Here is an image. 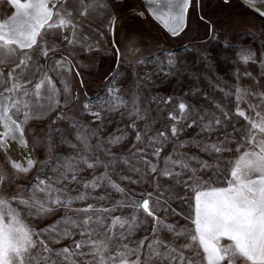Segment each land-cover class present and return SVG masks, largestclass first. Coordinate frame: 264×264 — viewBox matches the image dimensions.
<instances>
[{
  "label": "snow or ice",
  "instance_id": "6c2138e0",
  "mask_svg": "<svg viewBox=\"0 0 264 264\" xmlns=\"http://www.w3.org/2000/svg\"><path fill=\"white\" fill-rule=\"evenodd\" d=\"M7 4L13 11L0 19V154L10 163V169L0 164V264H264V112H253L258 107L254 103L241 106L249 92L264 103V84L259 79L264 76V28L259 33V59L251 47L237 54L245 64L257 63L260 72L253 77L251 71L241 73L237 68L235 85L221 89L229 97L234 88V112L218 100H213L215 110L190 103L185 99L188 92L201 91L195 87L182 95L150 94L142 106V89L151 87L154 73L145 70L141 75L136 65L150 60L155 61L156 70H162L165 78L187 73L197 78L203 75L212 83V53L205 44H215L221 51L233 45L227 26H218L203 15L200 20L207 32L203 40L186 42L179 53L166 50L163 60L149 53L135 61L130 100L121 95L115 83L121 75L122 53L113 39L117 67L104 77L107 98L93 100L85 93L81 103L79 92L73 95L69 83L74 68L75 74L81 76L77 65L82 62L74 63L73 58L77 49L91 53L93 48L101 47L85 33L86 19L99 20L109 33H114L117 17L107 0H7ZM148 4L147 11L154 19L171 37L179 38L188 28L190 8L193 4L199 6L200 0H148ZM245 4L264 16V0H245ZM139 14L143 16L144 12ZM250 31L256 35L254 29ZM49 36H59V40ZM128 51H138L134 41ZM193 53L195 56L185 64L179 62L180 55L188 58ZM201 64L203 73L197 67ZM50 73L59 77L63 98ZM241 75L252 77L256 88L242 85ZM80 83L84 84L82 76ZM215 87L221 88V83ZM204 95L212 99L208 92ZM122 106L129 110L121 116L127 115L130 123L124 131L102 135L111 123L105 116ZM53 110L55 115L46 134L26 128L30 120H39ZM152 112L155 116L150 117ZM83 114H89L97 122L95 126L82 120ZM238 117L246 123L239 125ZM158 120L165 122L154 131ZM60 121H68V128L53 127ZM192 128L197 130L192 136L180 138ZM29 132L33 133L31 140ZM132 132L135 134L128 149L113 151ZM213 132L218 133L216 138H210ZM56 133H60L59 142L54 139ZM170 142L171 150L163 155L161 163V154ZM233 142L239 155L224 157L223 153L232 151L229 145ZM61 144L71 145L75 151L67 155L57 152ZM244 144L249 147L240 151ZM192 145L201 152L215 153L214 162L198 153L179 150ZM37 146L45 148L44 160L36 157ZM13 148L20 155L13 156ZM222 159L229 168L219 162ZM119 164L136 174L135 179L120 175V180L150 182L153 191L142 193L141 199L132 194L134 189L112 179ZM100 166L103 171L96 172ZM34 168L36 175L30 186L16 185L17 191L11 195L2 190L6 180L13 182ZM84 169L93 170L91 178L80 176ZM204 170H211V175L205 176ZM42 172L50 175L42 176ZM161 180L168 183L161 185ZM61 182L67 183L58 186ZM75 183H80L82 189L73 192L67 187ZM102 185L120 193V198L107 206L97 204L110 197L95 196L88 189ZM181 189L183 195L175 199L189 204L187 211L172 207L174 192ZM88 200L92 202H84ZM124 207L132 211L109 219L111 212ZM22 211L38 219L62 214L36 228L22 218ZM170 214L184 217L190 225L170 221ZM141 227L145 235L135 241L127 239ZM164 230L171 239L162 237ZM181 238L186 242L177 244ZM65 240L69 242L62 243ZM54 244L60 246L53 247ZM187 249L194 251L188 255Z\"/></svg>",
  "mask_w": 264,
  "mask_h": 264
},
{
  "label": "rangeland",
  "instance_id": "374dc122",
  "mask_svg": "<svg viewBox=\"0 0 264 264\" xmlns=\"http://www.w3.org/2000/svg\"><path fill=\"white\" fill-rule=\"evenodd\" d=\"M115 4V10L116 14L118 15V27L123 28L125 32V38L122 39L121 44L119 45V48L121 50V57L119 60V69L121 75L116 80V85H119L121 89V95L125 96V99L131 98V84L133 80L132 76V66L135 63V61L139 60L141 56L149 54V53H156L160 56V59H165L164 52L166 50H172L174 52H181V50L184 48V45L186 42H194V41H201L203 40L204 36L207 34L206 32V26L203 21L200 20V16L203 15L208 20H211L215 22L218 26L219 25H226L227 26V32L230 34V39L232 41L233 46L227 47L225 50L221 51L217 48L215 44H205V47L208 48V51L212 53V61H213V67L214 71L210 73V75L213 76L212 83H209L207 79L204 78L203 75H200L198 78L194 76H189L187 73H184L181 76H178L176 74L168 75L167 78H165V73L161 71H157V64L155 61L150 60L147 64H140L136 65L139 69L141 75H143V72L145 70L152 71L154 73V83L151 84V87L149 89H142V106H143V100L147 98L148 95L153 93H160L163 95L168 94H176V95H182L185 93L186 89H191L192 87L197 88L198 91L196 94L191 93L190 91L185 96V99L188 100L190 103L197 105V106H203L205 108L209 109H216V105L213 103V100H218L220 103H227L230 110L234 112L235 108V96H234V88L230 89L232 92V95L229 97H225L224 92L221 90L222 88H228L229 86L235 85L236 83V77L234 75L235 69L239 68L241 73L244 71H251L253 73V77L257 76L255 74L258 69L255 62L249 61L247 64H245L243 61H240L238 59V53L242 52L243 49L247 47H251L254 49L257 53V59H259V51H260V39L259 36L260 30L264 28V16H261L257 14L255 11H253L250 7L246 6L245 0H229L228 3H225V0H200L199 6H196L193 4V6L190 8L188 13V19H189V25L187 30L181 35L179 38L171 37L169 33H167L165 30L159 29L149 18L146 16H141L139 13L141 12V9L139 7L137 0H117L113 1ZM118 28V29H119ZM251 29H254L256 32V35H253L250 31ZM122 30V29H121ZM115 36V31H114ZM134 41V47L138 49L136 52H130L128 51L130 42ZM157 49H160L161 51L157 52ZM195 56V53L192 54L191 57L186 58L183 55H180L178 57V60L181 64H185L187 60H191L192 57ZM112 60V62H107L105 64V67L103 68V71H100L99 76L96 78L92 84V86H89L86 88L87 92H83L81 97V103L83 102V96L86 93L90 99H98L100 97L107 98L106 94V88H107V82L104 79L105 74L109 73L115 64V67H117V58ZM114 67V68H115ZM200 72L203 73L204 68L203 65H197ZM257 68V69H256ZM192 71H195L196 69H191ZM219 77L220 79L217 80L216 77ZM261 84H264V76L259 77ZM221 83V88H216L215 84ZM240 83L242 85H251L252 89L256 88V84L254 83V80L252 77H245L243 75L240 76ZM208 92L209 95L212 97V99H208L205 97L204 92ZM248 103H254L257 104L258 107L256 109H253L252 111H261L264 112V103L260 102V98L257 96H252L251 93L245 97V99L242 101L241 106H245ZM130 107V106H129ZM127 108L122 106L121 108L117 109L115 112L108 114L105 116L106 120H111V123L106 125L105 128L102 131V135L107 136L108 133L113 132L114 130L117 131H124L125 126H127L130 123L129 118L127 115L121 116V113H125ZM75 114V113H73ZM55 115V114H54ZM151 116H155V112H152L150 114ZM164 116L166 117V113H164ZM53 117V116H52ZM50 117L47 121L44 123H41L39 125H36L38 133L43 132L47 133L48 131V125L49 121L51 120ZM85 122H90V126H95L97 123L96 121H93L91 116L89 114H83L80 117ZM135 117L133 116L132 119ZM238 124L243 125L246 123V121L243 119V117L237 118ZM163 120H158L155 125L153 126V130H157L161 127V124L164 123ZM139 123L142 125L144 123L143 120L139 121ZM69 126L68 121H60L58 124H53V127H61L67 129ZM232 127L231 121H229V129ZM196 128H192L191 130H186L182 135L181 139L184 138V136H192L196 132ZM220 132H225V129L222 127L220 129ZM134 132L131 133V135L126 139V141L121 142V144L117 147L113 148V151L116 152H123L124 150L128 149V146L132 142V137L134 136ZM207 135V134H205ZM218 135L217 132H213L210 134V138H216ZM74 139V137H72ZM54 139L59 142L60 141V133H56L54 135ZM92 143H95V138L92 139ZM172 147V143L170 142L166 148L165 151L161 154V163H162V157L163 155L167 154V151H170ZM231 147V152H225L222 155L224 157H235L239 155V152L236 151V144L233 142L229 145ZM245 147H249L248 144H244L240 151H243ZM182 152H195L198 153L203 159L209 160L210 163L214 162L215 153L209 154L201 152L195 145L192 146H183L179 148ZM57 152H62L64 154H71L75 150L71 145L67 144H61L56 149ZM35 155L39 160H44L46 157L45 148L43 146H37L35 150ZM224 165V167L227 169L230 166L228 165L226 160L219 161ZM39 165H36L35 168H38ZM35 168L27 174L25 177L17 178L19 180L20 185H29L30 186V180L35 177L36 171ZM96 172L103 171V167L100 166L96 170ZM93 170L91 169H84L80 176L83 178H91L93 175ZM42 176L50 175V172H42L40 173ZM112 175V179L117 180V182L124 185L127 189L135 191L132 193L133 195H136L139 198H143L142 193L144 192H151L153 191L152 184L150 182H142L140 184L132 183L126 180H120V175L125 176H133L135 179V175L131 172H129L122 164H119L117 166V171ZM204 175H211V170H204ZM151 180V177H148V181ZM67 182H61L58 186H63ZM164 183H168L167 180H161V185ZM8 184V183H7ZM11 184V183H10ZM106 184V182H105ZM4 185H6L4 183ZM67 187L72 190L73 192L77 190L82 189V185L80 183L75 184H68ZM3 191L7 192L9 195L13 194L17 191L16 185L12 184V186L7 187L6 189H3ZM88 191L92 192L95 196H99L101 194H104L108 197H110L107 201H97V204H104L107 206L109 203L114 202L116 199L120 198V193L115 192L110 187H106L104 185L100 186L97 189H88ZM183 195V191L178 190L174 192V199L172 201V207H178L183 211H187L189 204L182 203L179 199H175V197H179ZM85 203L92 202L91 200L84 201ZM190 203V202H189ZM21 209H23L24 206L19 205ZM132 211L129 207H124L117 209L109 214L112 215H127ZM62 214V211L56 214H53L52 216L38 219L34 216H30L27 214L26 211H22V218L31 226L36 228H41L45 224L50 223L54 218L55 215ZM159 214L163 215V212L161 211ZM168 219L170 221H174L178 224H185L190 225V221H186L184 217L178 216V215H172L170 214L168 216ZM151 230L150 227L148 229ZM145 235V231L143 227L138 229L131 237H128V240L135 241L140 236ZM162 237L165 239H171V235L167 233L166 230H164L161 233ZM79 236V232L77 231V238ZM226 239V238H225ZM69 241L65 240L62 243H68ZM181 242H186L181 238L180 240H177L176 243L179 244ZM60 245L54 244L53 247H58ZM188 255H191L194 249H187L185 250Z\"/></svg>",
  "mask_w": 264,
  "mask_h": 264
},
{
  "label": "crops",
  "instance_id": "0c3cea01",
  "mask_svg": "<svg viewBox=\"0 0 264 264\" xmlns=\"http://www.w3.org/2000/svg\"><path fill=\"white\" fill-rule=\"evenodd\" d=\"M113 1H117V0H107L108 4L110 5L111 11L115 13L117 20H118V15L116 14L115 4L113 3ZM122 1H125V0H122ZM137 1H138V4H139L141 11L144 12V16L149 18V20H151L159 29L166 31V29H164L163 26L156 19H154V17L147 11V8L149 6L148 0H137ZM12 11H13V8L8 6L7 0H0V19H3L5 16L9 15ZM117 20H116V24H115L114 39L116 40L117 45L119 46L122 42V39H124L126 36H125L124 29L118 27ZM188 25H189V19H188ZM83 27H84L85 33H88L90 35V40L99 42L101 47L99 49L93 48L91 53H85V52L79 51V49H77L78 54L73 58L74 63L77 61L82 62V63H79L77 65V67L79 68V72L81 73V76L84 80V84L80 83L81 76H77L75 74V72H76L75 68L72 71L69 83L71 85L72 94L76 95V93L79 92L80 96H82L83 92H87L86 88L89 86H92L93 82L95 80H97L96 78L99 76L100 71H103L105 64L107 62H112V60L115 59L114 57H116L115 48H114V45L112 44V40H111V35L102 26V24L99 22V20L86 19L84 21ZM100 32H103L104 35L101 36ZM48 38L59 40V36H56V37L49 36ZM65 54H67V53H65ZM57 55H59V53H57ZM115 64H114V67H115ZM253 65H256L258 67V69L256 68L257 72L255 73V74H258L260 72L259 65L257 63L253 64ZM8 67H11V65L9 64ZM50 74L53 75V78L56 80L57 86L61 88V98H63V89L59 83V77H57L54 73H50ZM107 75H108V73L105 74V76H107ZM33 82H35V81H33ZM54 114H55V110H53L47 116H45L39 120L32 119L28 122V124L26 125V128L27 129H33V130H35V132L38 133L36 125L44 123L50 117L54 116ZM32 135H33L32 132L28 133V138L30 140H31ZM12 155L18 156L20 154L17 152L16 148H13L12 149ZM0 164H3L5 167L10 169V163L5 159L3 154H0ZM30 172H32V170ZM29 173H27V174H29ZM27 174H21L17 178L25 177ZM17 178L13 182H9L6 180L4 182L6 185H4L3 189H6L7 187L12 186V184L20 185L21 182H19V180Z\"/></svg>",
  "mask_w": 264,
  "mask_h": 264
},
{
  "label": "water",
  "instance_id": "95a60500",
  "mask_svg": "<svg viewBox=\"0 0 264 264\" xmlns=\"http://www.w3.org/2000/svg\"><path fill=\"white\" fill-rule=\"evenodd\" d=\"M110 35H111V40L113 41V39H114V33H110ZM116 47V45H114V48Z\"/></svg>",
  "mask_w": 264,
  "mask_h": 264
}]
</instances>
